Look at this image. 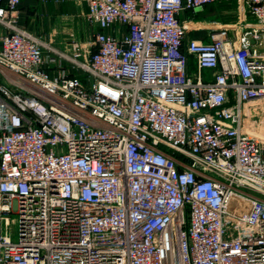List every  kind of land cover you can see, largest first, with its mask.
Segmentation results:
<instances>
[{
    "label": "built area",
    "instance_id": "built-area-1",
    "mask_svg": "<svg viewBox=\"0 0 264 264\" xmlns=\"http://www.w3.org/2000/svg\"><path fill=\"white\" fill-rule=\"evenodd\" d=\"M216 1L87 0L57 56L0 0V264H264V0Z\"/></svg>",
    "mask_w": 264,
    "mask_h": 264
},
{
    "label": "crops",
    "instance_id": "crops-1",
    "mask_svg": "<svg viewBox=\"0 0 264 264\" xmlns=\"http://www.w3.org/2000/svg\"><path fill=\"white\" fill-rule=\"evenodd\" d=\"M88 12L87 0H22L17 24L48 43L50 48L45 47L47 53L57 56H60L57 52L72 54L74 40L88 47L93 39L95 28L88 22ZM205 14L199 18L203 29L191 31L190 35L204 38L207 34L206 28L235 23L240 14L238 0H217L209 4ZM5 30L0 23V35ZM63 61L72 74L86 78L83 71L70 67L67 59L64 58ZM191 63L196 66L193 58Z\"/></svg>",
    "mask_w": 264,
    "mask_h": 264
},
{
    "label": "rangeland",
    "instance_id": "rangeland-1",
    "mask_svg": "<svg viewBox=\"0 0 264 264\" xmlns=\"http://www.w3.org/2000/svg\"><path fill=\"white\" fill-rule=\"evenodd\" d=\"M208 6H209V5H207L204 9H202V10L199 11V13L197 14V16H198L199 18H201L202 15H206L205 13H206V11H207V7H208ZM192 69L195 70V67L193 66ZM17 230H18L17 225H14V226L12 227V231L15 232V237L17 236Z\"/></svg>",
    "mask_w": 264,
    "mask_h": 264
},
{
    "label": "water",
    "instance_id": "water-1",
    "mask_svg": "<svg viewBox=\"0 0 264 264\" xmlns=\"http://www.w3.org/2000/svg\"><path fill=\"white\" fill-rule=\"evenodd\" d=\"M0 49H1V41H0Z\"/></svg>",
    "mask_w": 264,
    "mask_h": 264
}]
</instances>
